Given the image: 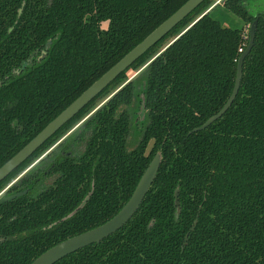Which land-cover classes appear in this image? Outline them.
I'll return each instance as SVG.
<instances>
[{"label":"trees","instance_id":"16d2710c","mask_svg":"<svg viewBox=\"0 0 264 264\" xmlns=\"http://www.w3.org/2000/svg\"><path fill=\"white\" fill-rule=\"evenodd\" d=\"M185 1L0 0V167ZM220 1L241 27L203 0L0 182L64 139L6 190L27 193L0 204V264H31L111 219L157 153L132 218L55 264H264V11ZM254 19L235 99L188 135L229 97ZM131 69L141 73L129 79Z\"/></svg>","mask_w":264,"mask_h":264},{"label":"water","instance_id":"95a60500","mask_svg":"<svg viewBox=\"0 0 264 264\" xmlns=\"http://www.w3.org/2000/svg\"><path fill=\"white\" fill-rule=\"evenodd\" d=\"M203 0H186L170 16L155 27L148 35L138 42L132 49L124 54L99 78L91 83L71 103H69L59 114L49 121L33 138L24 145L13 157L0 167V182L7 178L16 168L25 162L36 150H38L61 126L75 116L88 102L97 96L108 84H110L120 73L125 71L138 57L162 39L178 22L187 16ZM257 28V19L249 25L248 42L245 49L239 55L236 64V75L233 89L223 106L213 115L208 117L201 125L192 128L187 134L205 129L212 122L220 118L231 106L238 92L243 61L250 52ZM144 106L141 105L140 115L142 116ZM161 162V155L157 153L149 163L148 167L139 179L134 191L123 207L105 223L83 232L79 235L68 238L51 247L31 264H55L66 256L77 252L80 249L93 244H98L104 239L120 230L135 214L147 194ZM27 193L26 190L20 193L0 197V204L9 202ZM177 204V193L175 194Z\"/></svg>","mask_w":264,"mask_h":264},{"label":"rangeland","instance_id":"374dc122","mask_svg":"<svg viewBox=\"0 0 264 264\" xmlns=\"http://www.w3.org/2000/svg\"><path fill=\"white\" fill-rule=\"evenodd\" d=\"M222 1L220 0H212L211 4H210V7H212L213 5V8L211 9L210 11V15L219 20L221 25L223 26H227V27H233V28H236V27H241L242 26V20L241 18H239L238 16H236L235 14L231 13L230 11L226 10L222 5ZM252 11H256V10H259V11H264V0H259V1H251L250 2V5ZM249 25L250 24H243V27H244V31L246 32L247 34V40L246 42L248 41V32H249ZM106 24L103 23L102 24V27H105ZM166 42H169L166 41ZM140 69L139 70H129L127 72V76L130 78H136L139 74H140ZM110 95H107V96H104L100 99H98L95 103V106L88 112H92L95 108H97L98 106H100L101 104H103L109 97ZM144 112L145 110H143V114H142V118L144 117ZM137 140H138V135L135 134V132H132L129 136V147H135L136 144H137ZM64 141V139H60L59 141L55 142L51 147H49L47 150H45L42 154L38 155L35 159H32L29 164H28V168L21 172L20 174H18L17 176H15L11 182H9L5 187L4 189H2L0 191V197H2L3 195L6 194V190L12 185L14 184L23 174H25L31 167H33L34 165H36L45 155H47L49 152H51L52 150H54V148L56 149L57 144H59L60 142ZM152 142H149L148 146H147V153H148V150L150 149V146H151ZM76 152H79L82 148V145L81 144H77L76 146H74ZM53 180V177H47L45 178V180L43 181L42 183V186H48L49 184H51Z\"/></svg>","mask_w":264,"mask_h":264},{"label":"built area","instance_id":"2783aa9c","mask_svg":"<svg viewBox=\"0 0 264 264\" xmlns=\"http://www.w3.org/2000/svg\"><path fill=\"white\" fill-rule=\"evenodd\" d=\"M243 40H244V43L243 44H245V41L247 40V34H246V32L243 34ZM244 45H242L241 47H239L238 48V51L239 52H242L243 51V47Z\"/></svg>","mask_w":264,"mask_h":264},{"label":"flooded vegetation","instance_id":"af4514ba","mask_svg":"<svg viewBox=\"0 0 264 264\" xmlns=\"http://www.w3.org/2000/svg\"><path fill=\"white\" fill-rule=\"evenodd\" d=\"M23 175H24V174H23ZM23 175H22V176H23ZM5 195H6V194H5ZM5 195H3V196H5Z\"/></svg>","mask_w":264,"mask_h":264}]
</instances>
